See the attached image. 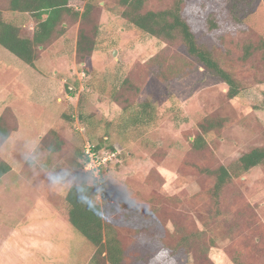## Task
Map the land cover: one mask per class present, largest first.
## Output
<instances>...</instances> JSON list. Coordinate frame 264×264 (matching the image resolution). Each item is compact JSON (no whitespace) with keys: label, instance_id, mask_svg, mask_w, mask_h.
I'll return each instance as SVG.
<instances>
[{"label":"rangeland","instance_id":"374dc122","mask_svg":"<svg viewBox=\"0 0 264 264\" xmlns=\"http://www.w3.org/2000/svg\"><path fill=\"white\" fill-rule=\"evenodd\" d=\"M7 1L0 0L3 19L28 37L31 19L7 12ZM85 2L87 18L63 16V30L37 52L34 68L0 46V128L9 136L0 138V162L10 166L0 178V264L94 260L96 249L62 215L66 194L22 162L34 139L50 167H72L78 179L85 143L114 147L117 158L103 174L151 208L100 207L122 264H264V166L240 174L235 165L264 148V48L255 49L264 44V0H182L197 44L235 78L232 99L179 39L128 25L122 0ZM85 2L70 5L81 12ZM173 2L149 0L142 13ZM79 32L90 53H78ZM142 104L147 118L139 121ZM197 137L200 150L192 148ZM220 165L232 180L213 198L208 171ZM106 198L122 192L113 186Z\"/></svg>","mask_w":264,"mask_h":264},{"label":"trees","instance_id":"16d2710c","mask_svg":"<svg viewBox=\"0 0 264 264\" xmlns=\"http://www.w3.org/2000/svg\"><path fill=\"white\" fill-rule=\"evenodd\" d=\"M70 1L8 0L5 3L6 11L29 16L33 27L28 37L23 36L20 28L3 19V9L0 6V46L21 62L34 68L37 52L42 49L41 47L46 46V43L52 39L54 34L63 30L61 25L63 16L73 15L83 21L89 15L91 6L88 2H85L86 0H74L85 2L81 12H75L70 5ZM148 1L122 0V6L125 8L122 18L126 23L153 38H162L169 42L174 41L176 38L179 39L190 57L195 59L212 77L227 86V96L230 99L237 97L239 95L238 84L233 75L220 66L209 50L197 44L189 23L182 17V0H174L168 8L160 11L142 13V9ZM83 40H85V36L82 32H79L78 53H90L92 50L91 44L83 48L81 47ZM263 48L264 44L261 43L255 49ZM250 53V46H246L243 51L244 57H249ZM147 107L146 104H142V110L137 114L135 113V117L139 118V121L147 118L145 116ZM8 137V133L0 128L1 141L7 140ZM93 146L96 152L105 149H102L100 144H93ZM202 147V140L197 137L192 142V148L200 150ZM105 150L115 151L113 146H108V149ZM80 158L81 170L84 159L82 150H80ZM235 165L236 171L240 174L264 166V148H251L236 160ZM9 171L10 166L5 162H0V178ZM208 174L213 180L211 195L213 198H217L224 186L232 180V174L229 168L223 165L208 171ZM80 176L83 178L81 174ZM61 210L68 224L96 249L91 264H122L123 251L120 242L114 236L113 231L106 228L100 207L98 211H90L81 205L73 194H66Z\"/></svg>","mask_w":264,"mask_h":264},{"label":"clouds","instance_id":"9594fccd","mask_svg":"<svg viewBox=\"0 0 264 264\" xmlns=\"http://www.w3.org/2000/svg\"><path fill=\"white\" fill-rule=\"evenodd\" d=\"M51 151V149H49ZM22 162L46 176L48 185L62 194H73L76 200L90 211H98L105 204L136 203L142 211H151L150 205L140 200L126 185H116L111 175L103 174L95 168H84L83 179H78L72 167H50L42 156L38 139L28 142ZM115 186L122 192V199H107L111 188ZM117 215H127V209L117 208Z\"/></svg>","mask_w":264,"mask_h":264},{"label":"built area","instance_id":"2783aa9c","mask_svg":"<svg viewBox=\"0 0 264 264\" xmlns=\"http://www.w3.org/2000/svg\"><path fill=\"white\" fill-rule=\"evenodd\" d=\"M83 151V165L80 170V174L84 168H95L101 173L107 168L109 162L116 160L117 152L101 150V152H96L94 150L93 144L87 142L82 146ZM82 175V174H81Z\"/></svg>","mask_w":264,"mask_h":264}]
</instances>
